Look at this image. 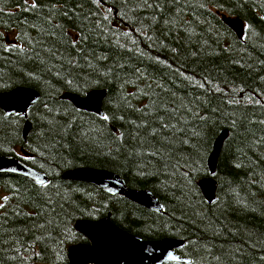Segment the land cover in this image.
<instances>
[{"label": "trees", "instance_id": "obj_1", "mask_svg": "<svg viewBox=\"0 0 264 264\" xmlns=\"http://www.w3.org/2000/svg\"><path fill=\"white\" fill-rule=\"evenodd\" d=\"M16 86L39 99L26 117L0 109V155L48 181L0 174V264H66L87 242L74 223L108 214L182 239L189 261L164 264H264V0H0V91ZM92 89L104 116L60 97ZM222 130L208 203L198 181ZM78 166L149 189L161 212L62 178Z\"/></svg>", "mask_w": 264, "mask_h": 264}, {"label": "water", "instance_id": "obj_2", "mask_svg": "<svg viewBox=\"0 0 264 264\" xmlns=\"http://www.w3.org/2000/svg\"><path fill=\"white\" fill-rule=\"evenodd\" d=\"M223 21L235 32L238 38L244 33V23L238 17L221 15ZM105 89H92L84 95L64 92L60 95L68 99L78 109L102 116V104ZM39 93L27 86H16L0 91V109L6 115L27 116L28 110L38 101ZM31 124L24 122L22 136L26 138ZM228 134L222 130L215 138L207 159L209 176L198 181V186L208 203L214 202L216 181L213 177L223 142ZM24 155L26 152L21 148ZM0 174H13L25 177L37 184L48 181L40 170L26 164L14 155H0ZM62 178L71 181L89 183L111 195H121L126 199L155 212H161L158 198L147 188H130L115 172L88 166L68 169ZM76 231L81 233L86 243H74L67 249L66 264H164L166 262L187 263L188 258L181 257L176 250L184 245L180 238L163 237L145 240L115 225L108 214L97 220L80 219L74 223Z\"/></svg>", "mask_w": 264, "mask_h": 264}, {"label": "bare ground", "instance_id": "obj_3", "mask_svg": "<svg viewBox=\"0 0 264 264\" xmlns=\"http://www.w3.org/2000/svg\"><path fill=\"white\" fill-rule=\"evenodd\" d=\"M229 16V15H228ZM4 112V111H3ZM88 112V111H87ZM103 116H104V114H103ZM24 126V125H23ZM221 132V131H220ZM25 139V138H24ZM16 155V154H15ZM79 167V166H78ZM209 174V173H208ZM206 200V199H205ZM89 220H91V219H89ZM97 220V219H96ZM180 255V254H179Z\"/></svg>", "mask_w": 264, "mask_h": 264}, {"label": "rangeland", "instance_id": "obj_4", "mask_svg": "<svg viewBox=\"0 0 264 264\" xmlns=\"http://www.w3.org/2000/svg\"><path fill=\"white\" fill-rule=\"evenodd\" d=\"M227 16V15H226Z\"/></svg>", "mask_w": 264, "mask_h": 264}]
</instances>
